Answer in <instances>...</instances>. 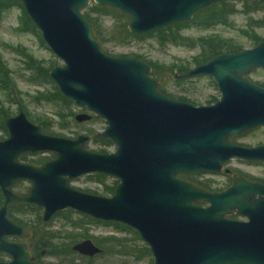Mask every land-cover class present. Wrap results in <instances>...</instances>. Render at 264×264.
<instances>
[{
    "label": "water",
    "instance_id": "obj_1",
    "mask_svg": "<svg viewBox=\"0 0 264 264\" xmlns=\"http://www.w3.org/2000/svg\"><path fill=\"white\" fill-rule=\"evenodd\" d=\"M17 1L62 62L49 70V78L75 107L104 121L96 137L110 140L116 150L87 151L85 134L47 135L22 110L7 118L8 136L0 140V254L10 261L0 264H35L27 251L30 231L8 217L12 208L26 206L40 209L43 222L74 211L126 225L148 247L153 264H264L263 184L233 174L227 189L212 192L177 178L218 174L232 160L264 163V145L242 147L228 139L264 128V88L246 79L264 69V41L175 74L179 81L209 77L216 83L218 102L196 107L160 94L148 64L106 55L81 11L92 3L111 7L128 16L129 33L142 36L189 22L198 11L226 0ZM90 118L78 114L74 120ZM40 153L54 158L40 167L19 162L23 155ZM96 175L118 181L111 197L70 186ZM23 182L27 190L15 192ZM232 214L244 221L229 219ZM73 250L87 257L101 253L90 240Z\"/></svg>",
    "mask_w": 264,
    "mask_h": 264
},
{
    "label": "rangeland",
    "instance_id": "obj_2",
    "mask_svg": "<svg viewBox=\"0 0 264 264\" xmlns=\"http://www.w3.org/2000/svg\"><path fill=\"white\" fill-rule=\"evenodd\" d=\"M232 3L236 6V13L228 19V26H217L208 29L192 27L183 30L181 35L192 40L208 38L231 40L241 45V51L251 49L254 46L242 32L249 30V18L260 19L263 14L253 12L246 14L242 8L244 0H232ZM22 20L23 13L19 7L3 8L0 11V61L9 72L11 84L10 91L1 89L0 86V108L7 110L10 115L16 114L19 109L22 110L28 120L33 124L40 125L39 123H42L49 126V131L47 133L45 132V134L50 136L74 138L88 130L95 132L104 129L105 125L103 122L97 119L82 124L76 123L74 116L81 111L86 112L79 110L73 104L68 105L59 100L54 102L36 101V97L40 94L54 92L55 85L52 81L51 83L42 79L34 81L32 79V72L26 69L27 60L24 55L31 56L49 70L55 66H61L62 62L53 55L45 43L41 41L42 39L40 40L37 35L23 29ZM102 21L104 30L105 28L108 29L114 23L111 18H103ZM255 32L264 39V28L256 29ZM101 48L106 55L111 57L135 59L130 56L137 55L142 57L144 59L143 62L151 68V65H154L165 70H170L171 72L166 71L164 74L170 79L167 88L164 89L168 93L167 96L173 99L181 100L194 106H202L211 104L219 98L216 88L210 83L209 79L196 80L190 84H180L178 89L174 88L175 81L173 75L180 73L181 69H189L197 65L195 62L203 58V49L199 45H170L161 42L159 37L153 35L142 41H134L127 46H119L106 41L101 45ZM0 76H2L1 73ZM246 79L263 88L264 69L252 71L246 76ZM0 136H4L2 131H0ZM239 142L251 146L259 143L264 144V128H259L254 134L239 140ZM99 148L100 146L93 142H90L86 147L89 151H97ZM230 167L238 169L254 179L264 180V167H248L236 163H231ZM196 179L201 182L213 180L215 182L213 187H219L226 182L225 177L216 174H210V176L206 175ZM107 183L109 181L106 180L105 184ZM71 186L90 194H101L103 191V186L97 184L91 177L75 180ZM24 189L25 187H21L19 190L23 191ZM40 215L41 211H30L26 213L11 212L12 218H18L19 220L27 222H36ZM80 218L81 215L77 213H70L68 218L58 215L52 219L55 224H52L51 227H58L65 221L80 220ZM87 230L91 234L89 236L99 239L111 235L126 239L133 238L130 234H115L112 229L100 225L86 226L78 231L77 234H87ZM137 243L141 244L142 242L136 240ZM137 245L139 246V244ZM44 261L47 263H56V261L49 258H45ZM152 262L151 255L141 260H133L119 256H103L94 260L93 264H152Z\"/></svg>",
    "mask_w": 264,
    "mask_h": 264
},
{
    "label": "trees",
    "instance_id": "obj_3",
    "mask_svg": "<svg viewBox=\"0 0 264 264\" xmlns=\"http://www.w3.org/2000/svg\"><path fill=\"white\" fill-rule=\"evenodd\" d=\"M19 7L23 13V20H22V27L25 31H30L33 34L37 35V37L41 40L39 36L38 30L32 25L29 19L26 17L20 3L17 0H0V11L4 8L7 9L8 7ZM244 12L249 14L250 12L253 13H261L263 14L262 18L260 19H253L249 18L248 28L249 30L243 31L242 34L246 36L253 46L257 45L260 42H263L264 39L259 36L255 30L264 28V3L258 2L256 0H244V4L242 6ZM83 17L90 23L94 36L97 38L99 43L102 45L104 42L108 41L113 44L119 46H127L130 45L134 41H142L145 38L151 37L156 35L159 37L161 42L168 43L170 45H185V46H192V45H199L202 47V54L204 55L201 60L195 62L196 64H200L202 62L207 61L208 59L225 53H237L242 50L241 45L237 42L231 40H222V39H199V40H192L188 37L181 35V32L185 29H189L192 27H200L203 29L214 28L217 26H228L229 22L228 19L230 16L236 13V6L232 3V0L222 1L216 4H212L207 8H204L198 11L193 19L189 22H182V23H174L168 27L160 29L154 33L142 36H136L129 33L127 29V25L129 23V18L124 13L115 10L111 7L107 6H96L95 4H91L82 10ZM103 18H111L114 23L108 28L104 30L102 25ZM42 41V40H41ZM196 43V44H195ZM26 57V69L32 72L33 80H46L51 82V79L48 76L49 69L42 66L39 61L34 60L31 56L24 55ZM137 60L144 61V59L137 55H131ZM152 66L151 70V77L159 78L160 76L164 75L165 72H171L170 70H165L163 68ZM186 69H181L180 72ZM0 86L1 89H5L10 91V78L9 72L5 66L0 61ZM52 83V82H51ZM56 100L61 101L62 103L72 105L73 103L64 98L56 87H54V92L49 94H40L36 97L37 102H54ZM10 114L7 110L0 108V131L3 132L4 136L6 135V130L4 127V120L9 117ZM42 126L43 132L47 133L49 131V126L46 124L39 123ZM0 138H2L0 136ZM253 178H251L252 180ZM256 180V179H253ZM261 182H264L260 180ZM206 188V186H202ZM0 205H1V195H0ZM33 211L37 210L35 208H28ZM22 208H14L11 211H21ZM70 213L65 212L62 214L64 217L69 216ZM11 218V215H10ZM13 221L19 222L18 218H11ZM40 218L38 217L37 220ZM83 222H95L94 220L81 216L80 220ZM122 229L129 230L127 227L122 226ZM132 236H135L134 239L132 238L129 241H117L112 244H105L106 247L110 248L115 253H119L123 256L134 257L136 259H141L143 257H149L150 252L148 247L145 244H136V240L140 242L138 235L130 230ZM109 245V246H107Z\"/></svg>",
    "mask_w": 264,
    "mask_h": 264
},
{
    "label": "flooded vegetation",
    "instance_id": "obj_4",
    "mask_svg": "<svg viewBox=\"0 0 264 264\" xmlns=\"http://www.w3.org/2000/svg\"><path fill=\"white\" fill-rule=\"evenodd\" d=\"M214 57H216V56H214ZM214 57H212V58H214ZM212 58H210V59H212ZM210 59H208L207 61L202 62L200 64L207 63ZM200 64H197L195 66H198ZM195 66H193V67H195ZM193 67H191V68H193ZM191 68H189V69H191ZM189 69L183 70L182 72H185ZM175 74H178V73H175ZM174 75H173V79L175 81L174 82V88H176V89H178L180 87V84H182V85L183 84H190L191 82H194L196 80L209 79L210 83L213 84V86L216 88V90L218 92L217 85L212 78L200 77V78H194V79H190V80H186V81H179V80H176L174 78ZM155 79L159 82V85L157 87V91L160 94H162L164 97H166L170 100H175L178 102H184V101L173 99L172 97L167 96L168 93L166 92V90L164 88H167V86H168V81L170 80L168 77H166L165 75H162L159 78H155ZM185 87H188V86H185ZM218 94H219V98H220V93L218 92ZM219 98H218V100H219ZM218 100H214L211 104L202 105V106L214 105L216 102H218ZM184 103H186V102H184ZM79 110H84L86 113L81 111L78 114L90 115L91 118L89 121H92L93 119H97V120H101L104 124V121L102 119H99L97 116L90 114L88 111H86V109H79ZM16 114H14V115H16ZM78 114H76V115H78ZM14 115H10L9 117H12ZM9 117H7V118H9ZM5 120H4V122H5ZM89 121H87V122H89ZM75 122L78 123L77 121H75ZM82 123H85V122H82ZM82 123H78V124H82ZM4 127H5V125H4ZM259 128H263V127H258V128L252 129V130H248L241 135L231 136L228 139L232 143L239 145V146H242V147H257V146L264 145L263 143H259L257 145L251 146L249 144H242L239 142V140H241L243 138H247L250 135L254 134ZM104 129L98 130L95 132L92 130L91 131L88 130L85 133H82V134L88 135L90 137V140L86 144L85 149L90 142H93V143L98 144L100 146V148L97 151H89L86 149L87 151L92 152V153H96V154H112L115 152L116 148L110 140L96 137L98 134L102 133ZM5 130H6V128H5ZM79 135H81V134H79ZM7 136H8V134L6 131V135L3 136L2 138H0V140L7 138ZM53 158H54V155H52L50 153H40V154H35V155L26 154V155H23L19 158V162H21L23 164L31 165L34 167H40V166L44 165L46 162L52 160ZM231 163L241 164V165L248 166V167H251V166L264 167V163H262V162H245V161H241V160L229 161L228 163L225 164L223 171L221 173L216 174L218 176H223L226 179L225 184H223L219 187H216V186L213 187V185L215 183L213 180L212 181L207 180V181L201 182V181H198L196 179V178L206 176V175L210 176L209 173L198 172V173L179 174V175H177V178H179L183 181H186V182H188V183H190L196 187L202 188V189L207 190V191H212V192H221V191H224L225 189H227L231 185L233 174H238L239 176H241L242 178H244L247 181L258 182V183H261L264 185V182H261L260 180H257V179L253 180L254 178L251 180L252 177L248 176L244 172H242L238 169H234L233 167L231 168L230 167ZM226 169H228L230 172L225 173L224 171ZM86 177L93 178V180H95V182L97 184H99L100 186H103V189H102L103 191L101 194L95 193L92 195L111 197L114 194L116 186L118 184V181L115 178L109 177V176H98V175L86 176ZM86 177H84V178H86ZM80 179H83V178H80ZM76 180H79V179H76ZM106 180L109 181V183L105 184ZM74 181L75 180H73L72 182H74ZM262 181H264V180H262ZM72 182L70 183V186H71ZM202 186H206V188H203ZM21 187H25V189L23 191H20L19 189ZM28 187H29V184L26 182H23L14 191L17 193H22V192H25ZM72 188H74V187H72ZM74 189H76V188H74ZM76 190H78V189H76ZM79 191H81V190H79ZM81 192H83V191H81ZM84 193H86V192H84ZM88 194H90V193H88ZM1 201H2V197H1ZM198 205L205 206L203 204H198ZM14 208H20V209L22 208V210L21 211H11ZM14 208H12L8 213V217L11 221H13L11 219L12 217L10 218L11 212L26 213V212L33 211L31 209H28V208H35L37 210V212L41 211L40 209H38L36 207H31V206L14 207ZM65 212L76 213L74 211H63V212L57 214L56 216H58V215L63 216L62 214H64ZM56 216H54V217H56ZM81 216H83V215H81ZM39 218L40 219L37 220L36 222H34V221L27 222V221H22L19 219H18L19 222L13 221L14 223H16V224H18V225L22 226L23 228H26L30 231L31 236L29 237V239L26 240V243L28 246L27 251L30 255V261L34 262L35 264H76V263L77 264H93L94 260H96L99 257H103V256L104 257H113V256L118 257L119 256V257L130 258L133 260H141L144 258L143 257L141 259H136L134 257L123 256L119 253H115L110 248L105 246L106 243L112 244V243L117 242V241H129L131 239L120 238L118 236H112V235L99 239L96 237L89 236L90 233L88 232V230H87V234H77L78 231H80L82 228H85L86 226H98V225H100V226H104V227H107L109 229H112L113 233L118 234V235H123V234H130L131 235L132 233H130L131 232L130 230H132V229H130L126 225H123L120 223H112V222L95 221V222L90 223V222H83V221H78V220H70V221H65V222L61 223V225L58 227H51L52 224H55V222L52 221L53 218L48 222H43L41 220V215ZM228 218L231 220L244 221V218H241V217L237 216L236 214L229 215ZM122 226L127 227L129 230L122 229L121 228ZM133 232H135V231H133ZM134 237L135 236H133V239H134ZM138 238H139V236H138ZM9 240L13 241V242L19 241V239H13V238H11ZM86 240H90L95 247H97L98 249L101 250V253L98 255H95L93 257H87V256L81 255L80 253L73 250V247L75 245H77L83 241H86ZM107 246H109V245H107ZM45 258L52 259V260L56 261V263H52V262L47 263L44 261ZM9 261H10V257H8L6 254H0V262L5 263V262H9ZM152 264H153V262H152Z\"/></svg>",
    "mask_w": 264,
    "mask_h": 264
}]
</instances>
